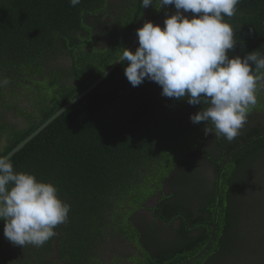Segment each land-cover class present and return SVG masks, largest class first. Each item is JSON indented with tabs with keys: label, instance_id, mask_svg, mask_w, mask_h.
Masks as SVG:
<instances>
[{
	"label": "trees",
	"instance_id": "16d2710c",
	"mask_svg": "<svg viewBox=\"0 0 264 264\" xmlns=\"http://www.w3.org/2000/svg\"><path fill=\"white\" fill-rule=\"evenodd\" d=\"M108 1L81 0L73 7L69 0H0V80H9V91L4 93L0 87V138L23 118L14 115L11 122L1 120V109L6 113L20 111L15 100L22 97L28 113L32 112L28 114L30 129L23 136L13 130L0 156L86 90L129 47L143 14L142 0H130V7L121 10H115ZM157 1L153 0L146 21L163 27L165 11L155 12ZM99 12L103 15L96 29L92 17ZM224 20L233 27L237 43L229 56L244 57L253 51L264 55V0H241L237 13ZM51 55L56 56L53 59L63 57L66 68H55L52 58L46 64ZM125 66L120 63L99 86L11 159L14 171L29 172L54 184L60 199L70 204L67 222L58 225L52 237L69 251L70 263L71 257L76 263L81 255H90L100 237L108 238L109 229L113 237L118 230L129 237L130 215L124 207L138 206L143 200L137 195L147 197L143 186L160 188L163 166L179 164L206 140L225 148L223 154L234 148L231 143L229 148L223 145V137L206 136L204 122H191L190 115L202 105L164 97L161 87L148 80L131 86L124 75ZM11 76L17 78V84L11 82ZM262 88L264 82L259 99L264 95ZM260 101L247 121L264 110V100ZM244 128H253V121ZM156 171L157 178L151 176ZM160 211L164 219L170 218L162 203ZM187 216L192 219L193 214ZM179 232L181 238L190 239L182 222ZM2 259L0 264L9 260Z\"/></svg>",
	"mask_w": 264,
	"mask_h": 264
},
{
	"label": "flooded vegetation",
	"instance_id": "af4514ba",
	"mask_svg": "<svg viewBox=\"0 0 264 264\" xmlns=\"http://www.w3.org/2000/svg\"><path fill=\"white\" fill-rule=\"evenodd\" d=\"M129 1L108 2L115 10H121L130 7ZM158 6L159 0L155 8ZM155 8L157 14L162 13ZM173 8L171 5L167 6V11ZM160 10L165 11L164 8ZM102 15L103 12H99L92 17L96 29L101 24ZM104 19L109 20L108 17ZM138 27L139 25L137 29ZM55 57L49 56L46 64ZM53 60L55 68H66L63 57ZM10 78L11 82L18 83L16 77ZM1 89L3 91V87ZM4 89V93L9 91V84ZM262 90L264 91L263 88ZM262 96L260 99L257 96L258 103L264 100V95ZM24 101L22 97L15 100L21 108L16 113H6V109H1V120L6 118L11 122L14 115L23 118L10 125L12 129L9 128L1 136L0 150L6 145L13 130L23 136L30 129L28 114L32 112L28 113L30 109L25 107ZM262 108L259 105V111ZM256 111L258 110H253L252 113ZM252 121L253 128L249 131L241 129L240 134L231 142L221 140L228 148V143L234 145L228 154H223L225 148L216 147L215 143L210 145L206 140L199 148L189 151L188 158L181 160L179 164L174 162L175 165L163 166L165 173L158 184L160 188L154 184L143 186L147 189V197L137 195V198L143 200L138 206L124 207L130 215L129 237L122 235L120 230L113 237L109 229L108 238L100 237L90 255H81L76 263L71 257L70 263L67 259L69 251L59 246L55 239L51 238L46 242L45 249L32 245L22 247L13 245L2 233L0 261L7 257L9 260L5 264H264V110L253 114L252 120H248L245 126L250 127ZM157 173L156 171L151 176L157 178ZM161 203L171 214L168 220L161 216ZM189 213L193 214L192 219L187 216ZM181 222L189 233L188 240L181 238ZM2 224L3 220L1 226H4ZM176 252L178 254L174 255Z\"/></svg>",
	"mask_w": 264,
	"mask_h": 264
},
{
	"label": "clouds",
	"instance_id": "9594fccd",
	"mask_svg": "<svg viewBox=\"0 0 264 264\" xmlns=\"http://www.w3.org/2000/svg\"><path fill=\"white\" fill-rule=\"evenodd\" d=\"M81 0H69L75 7ZM241 0H159L165 9L163 27L146 21L136 29L138 46L124 48L118 60L133 87L155 82L161 95L189 105H202L190 115L194 124L204 122V134L231 142L247 123L257 105L264 82V55L253 51L229 56L236 46L233 17ZM143 8L153 0H142ZM173 6L171 14L167 6ZM192 14L190 17L185 15ZM114 63V62H113ZM9 83L0 80V87ZM207 105V107H205ZM59 189L29 172L14 171L10 156H0V220L4 237L13 245L42 247L68 220L70 204Z\"/></svg>",
	"mask_w": 264,
	"mask_h": 264
},
{
	"label": "water",
	"instance_id": "95a60500",
	"mask_svg": "<svg viewBox=\"0 0 264 264\" xmlns=\"http://www.w3.org/2000/svg\"><path fill=\"white\" fill-rule=\"evenodd\" d=\"M151 5L144 9L143 17L140 21L139 27H142L148 18V13L150 11ZM138 45V38L135 35L132 43L127 48L128 50H133ZM120 64L117 60L114 62L98 79H96L86 90L82 91L80 94L72 98L69 102L63 105L59 110H57L53 115H51L45 122H43L29 137H27L23 142H21L17 147L12 149L5 156H10L11 158L18 153L23 147H25L33 138L42 133L52 122L58 119L62 114H64L68 109H70L73 105L79 102L82 98H84L87 94L92 92L97 86H99Z\"/></svg>",
	"mask_w": 264,
	"mask_h": 264
}]
</instances>
